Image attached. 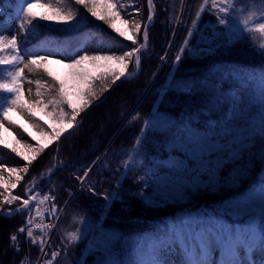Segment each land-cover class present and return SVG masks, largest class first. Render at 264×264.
Returning a JSON list of instances; mask_svg holds the SVG:
<instances>
[{
    "label": "snow or ice",
    "instance_id": "1",
    "mask_svg": "<svg viewBox=\"0 0 264 264\" xmlns=\"http://www.w3.org/2000/svg\"><path fill=\"white\" fill-rule=\"evenodd\" d=\"M21 7L15 15L16 27L19 36L13 32L10 38L0 34V71H7L8 78L0 81V92L6 93V105L0 106V129L16 126L15 121L9 119V113L17 112L27 127H18L31 138L19 139L15 136L17 148L11 151L21 157L25 163L18 168H3L0 166V211L3 206H11L19 202L16 212L31 211L32 202H37L35 218L41 219L36 228L44 227L45 214L40 211L39 205L53 201L50 208L51 218H57L61 211L55 203L56 197L43 195L37 201V194L30 188L26 189L25 196L13 194L25 174L29 173L34 161L45 153L50 146L58 145L63 134L78 125V118L82 113L100 101L101 96L110 91L118 81L129 75V69L135 67L137 71L142 61V52L147 50L149 26L154 16L153 0H147V23L135 19H126L122 12H126V5L120 0H72V3L81 6L91 17L102 21L113 32L130 42L120 54H84L72 58L61 56L53 59L49 54H22V42L37 25L35 21L61 22L69 27L73 22H79L81 13L71 8L64 10L53 3H42L41 0H19ZM60 0H57L59 3ZM237 0H203L199 5L196 18L192 20L193 28L201 14L207 10L216 17L221 31L212 30V35L203 33L197 42L207 47H190L189 38L193 35V28H189L187 36L172 61L173 66L187 57L198 58L200 55L211 52L215 47L230 46L246 37L253 38L259 34L264 40V0H249L248 5L237 11ZM37 7L47 9L46 13H38ZM139 13V9L134 10ZM244 15L242 21L238 15ZM259 13V16H256ZM5 12L0 6V17ZM254 20V27H249ZM118 22V23H117ZM142 38V39H141ZM171 46V45H170ZM256 53L264 58V42L259 43ZM168 53L160 56L162 62H167ZM58 64L67 69L63 78L49 70V64ZM214 73H218L221 81L231 80L232 86L227 93L220 87L213 85L208 79L202 80V86L209 90L210 99L207 105L196 111L182 114L180 117H171L166 113L153 109L143 118L142 126L132 145L130 160L124 161L122 168L118 167L119 175H126L130 169V161L139 158L144 168V174L137 178L142 187L135 195L148 206H161L167 203L184 202L190 196L199 192L217 191L221 189L237 188L249 178L255 165H261L258 179L247 191L238 194L235 198L224 201L212 211L188 213L178 220H173L165 229L161 238V249L154 251L147 259L131 261L120 259L122 252L117 251L119 236L115 232L106 231L87 219L81 218L82 228L69 232L62 249L51 252V258L45 250V239L37 237L33 231L34 218L29 216L25 226L17 229L19 233H26L31 245L38 246L39 251L45 254L44 264H54L55 259L65 254L69 247L76 245L86 237L88 251L97 254L95 264H171L162 256L173 251L181 255L180 264H257L254 255L260 257L259 264H264V68L250 73L232 72L224 75L220 66L213 65ZM39 69L49 79L33 80L30 76ZM35 83L33 95L31 87L24 85ZM171 91L178 95L191 96L196 88L193 81L169 82ZM163 95V93H162ZM226 107V110H225ZM41 113L47 121L41 120ZM215 114V118H213ZM135 120L141 119L136 114ZM28 129H33L44 140H36V136ZM165 137L163 141L166 158L148 159L142 151L150 137L156 134ZM0 143H3L0 139ZM5 149L9 148L3 143ZM24 149L21 151L20 149ZM92 171L91 167L77 176L81 185H84ZM5 172L7 177H5ZM151 189L149 193L147 190ZM83 190V188L81 189ZM87 191L94 195H101L105 200L104 211L111 208L114 201L123 202L120 192V181L116 187L98 191L95 185L89 184ZM11 216L9 208L5 212ZM230 217L232 222L224 219ZM10 246L20 252V240L16 234L9 237ZM218 254V257L214 256ZM19 264H25L21 259Z\"/></svg>",
    "mask_w": 264,
    "mask_h": 264
},
{
    "label": "trees",
    "instance_id": "2",
    "mask_svg": "<svg viewBox=\"0 0 264 264\" xmlns=\"http://www.w3.org/2000/svg\"><path fill=\"white\" fill-rule=\"evenodd\" d=\"M45 1L46 3L52 2V0ZM55 1L54 4L64 10L71 8L73 11L80 12L82 15L78 18L79 22H73L69 27L61 22L35 21L34 24L37 26L32 29L26 41L21 45L26 53L33 49L35 52L59 50L63 55L71 56L73 47H81L91 38H95L98 49H110L118 45L130 46L129 42L116 38L111 29L102 21L91 17L81 6L74 5L72 0H60L59 3L57 0ZM123 1L120 0L121 3ZM129 1L136 9L140 10L139 16L146 22L147 0ZM181 2L182 0H153L154 16L148 29L147 50L141 54L142 61L137 73L130 79L124 78L118 81L110 91L105 92L100 101L81 114V117L78 118V121L81 120L80 123L74 129L63 134L58 145L50 146V150L46 149L38 161H34L30 166L29 173L24 176V181H30L41 176L42 171L54 168L50 175V181L44 189L56 197L55 203L58 208H62L79 183L77 176L83 175V172L104 150L114 133L122 126L93 167L86 183L80 186L64 209L58 223L57 234L52 242L54 248L62 249L68 233L83 227L81 223L83 217L90 223L96 224L98 228L102 226L104 230L118 234L117 251L123 253L119 257L120 259L131 261L147 259L156 248L161 246V238L165 235V229L173 220H178L188 213L217 209L224 201L244 193L257 181L261 170L259 163L255 165L249 178H246L237 188L202 191L190 196L184 202L148 206L135 195L142 187V182H137V178L144 174V168L139 163V158L130 161L131 166L126 175H119L116 172L118 167H123L124 161L130 160L131 148L135 143L139 128L142 126L143 118L153 109H158L171 117H180L182 114L205 107L210 99L208 88L201 84V81L205 79H208L216 87H220L218 82H221L223 91L227 93L232 86V81H221L220 75L214 73L213 65L220 66L224 75L234 71L242 73L243 69L258 72L264 68V58L255 51L258 49L259 43L264 42L259 39V34H254L253 38L246 37L243 41H238L230 46L215 47L213 45V50L202 59L186 56L182 62L173 66L174 56L187 36L192 20L197 19L195 13L199 11V5L203 3V0H185L181 23L186 27L178 28L168 51L167 63H162L159 58L167 51ZM248 2L249 0H238L236 2L237 10L247 6ZM0 6L5 12V15L0 17V22H2L6 19H14L21 4L19 0H0ZM46 12L47 9L42 11V13ZM256 16L258 17L259 13H256ZM206 17L207 10L201 14L198 24L204 22ZM213 20V23L217 21L216 18ZM158 68L157 76L128 116ZM134 70L130 68L129 72ZM5 79H7L5 72L0 71V81ZM176 81L195 82L196 88L193 94L191 96L178 95L171 91L169 82L175 84ZM7 99L8 95L0 92V106L6 105ZM113 102H118L119 105L106 117L113 118L115 116V118L109 121L105 127L103 125L102 133L92 131L90 124L94 122L96 116L102 115L104 110L109 109ZM119 109L120 111H118ZM136 114L141 116L139 121L134 119ZM213 118H215V114H213ZM164 139L165 137L159 133L150 137L149 142L142 149L147 153L148 159L166 158L167 154L163 150ZM4 153L0 149V155L4 160H7ZM117 180L120 181V192L124 200L123 202L114 201L111 208L105 212L103 196L88 192L87 187L89 184L95 185L98 191L104 192L115 188ZM82 188L83 190H81ZM20 190H18V195H21ZM147 191L150 193L151 189ZM17 205L16 203L12 206L5 205L3 209ZM224 219L232 222L230 217L225 216ZM22 224V214L0 216V264H19L20 260L26 256L31 262L37 258V250L32 247L26 248L22 240H20L21 250L19 253L13 246H10V235L16 232ZM89 239L90 237H86L76 245L69 247L66 254L61 251L57 264H79L78 261L81 257H84V262L87 263L91 257H97L95 253L88 251L87 254L85 252Z\"/></svg>",
    "mask_w": 264,
    "mask_h": 264
},
{
    "label": "rangeland",
    "instance_id": "3",
    "mask_svg": "<svg viewBox=\"0 0 264 264\" xmlns=\"http://www.w3.org/2000/svg\"><path fill=\"white\" fill-rule=\"evenodd\" d=\"M238 1V0H237ZM42 3H46L45 0H41ZM51 3H55V0H53ZM122 3H124L126 5V12H122V15L124 16V18L126 19H135L140 21L141 23H144L145 21L142 20V18H140L139 13H136L134 10L136 9L133 5V3L129 0H124ZM35 11H37L38 13H42V11L44 10V8H40L37 7L36 9H34ZM238 11V10H237ZM244 15H247V13H244L243 15H238L237 16V20L238 21H242L244 18ZM216 18L214 15H211L208 11H207V17L206 20L204 21L205 23L209 24V23H213V19ZM148 21L146 20L145 23H147ZM204 22L198 24V20L197 23L195 25V27L193 28V25L189 28H193V35L189 38V46L190 47H195L194 46V38L197 34V31L199 30L201 24H203ZM257 21L254 20L252 23H250L249 27H254L255 23ZM259 22H264V21H259ZM118 23V22H117ZM183 28L184 25L182 26ZM13 32H15L18 36H19V30L16 27V22L15 19H8V20H4L2 22H0V34H6L7 38H10L11 35L13 34ZM112 34L122 40V41H126L127 43L129 41L123 39L122 37H120L117 33L113 32L111 30ZM188 32V31H187ZM30 34V33H29ZM28 34V35H29ZM142 39V38H141ZM24 42V41H23ZM22 42V44H23ZM130 43V42H129ZM22 48V47H21ZM127 48L126 45H118V46H114L110 49H98L96 48V43L94 39H91L90 41H87L86 43L83 44L82 47L78 48V47H73L71 49V56H65L63 55V53H61L59 50H48V51H38L35 52V49H33L32 51H29V53H26L23 49H22V54H28V55H35V54H49L53 59H59L61 56L66 57V58H72L75 57L76 55H80V54H84V52H87L89 55H93V54H120L121 51L125 50ZM144 52V51H143ZM142 52V53H143ZM3 55L7 56L10 55V53H3ZM167 63V62H166ZM2 67V66H0ZM48 68L50 71H52L54 74L58 75L59 77L63 78L65 76V74L67 73V69H65L63 66L52 63L48 65ZM131 69H135V67H131ZM130 70V69H129ZM7 76V71H4ZM252 72L250 69H243L242 73H250ZM130 75V72H129ZM128 75V76H129ZM31 79L36 80V79H40L41 81L49 79L46 74L43 72V69H39L36 72H34L31 76ZM25 89L31 87L33 90V95L35 93L36 90V85L35 83L28 85L25 84L24 85ZM119 103L118 102H113L112 106L109 109H106L102 112V115H98L96 116L94 122L92 124H90V128L92 131H96L98 133H102L103 131V125L105 127V125H107V123L109 121H111L113 118H115V116L109 117L107 118L106 115L110 112H112V110L116 107H118ZM121 109V108H120ZM120 109L118 111H120ZM38 115L41 116V120L47 121V117L42 115L41 113H38ZM117 115V114H116ZM9 119L15 121L16 126L12 127V128H8V129H0V139H2L3 143H7L9 145L8 149H5L3 147V143H0V149H2L5 153L4 155L6 156L7 160H4L3 157L0 155V166H2L3 168H18V167H22L23 164L25 163V161L21 158V157H17L15 155V153H13L11 151V148L13 146L19 148L20 146L17 145L16 143V139L14 138V134L17 138L19 139H23V140H27L31 143H35V141H31V138L27 136L26 133H24L18 126L19 125H24L25 127H27V125L25 124L24 120L21 118V116L17 113V112H11L9 113ZM81 121V120H80ZM79 122V121H78ZM28 131L32 132L33 136H36V140L40 141L41 143H44V140L37 134V132L33 129H28ZM21 151H24V149H20ZM49 169H46L44 171H42V174H45ZM26 175V174H25ZM5 177H7V173L5 172ZM44 180V179H43ZM29 182L30 181H24V177L21 180L20 184L17 186L16 189H13V194L18 195L21 187V195H25L26 189H28L29 187ZM45 184V181H41L38 185H36V189H40L43 188ZM0 191H3L2 188H0ZM33 193L37 194V201H39V199L44 195L42 193L38 194V191H32ZM14 203V202H13ZM16 204H19L18 201L15 202ZM46 202L43 203V205L45 206ZM31 207V211L35 210L37 208V202L34 201L32 202V204L30 205ZM40 208V207H39ZM161 249V246L156 248L155 251H158ZM85 252L88 254V248L85 249ZM214 256L218 257V254H214ZM258 254L254 255L253 258L256 259L257 264H259V260H258ZM97 257H91V259L85 263L84 257H81L78 261L79 264H94V262L96 261ZM162 260L167 259L168 261L171 262V264H180V261L182 259L181 255H178L176 251H173L171 254L167 255V256H162L161 257ZM32 264V262H30Z\"/></svg>",
    "mask_w": 264,
    "mask_h": 264
},
{
    "label": "water",
    "instance_id": "4",
    "mask_svg": "<svg viewBox=\"0 0 264 264\" xmlns=\"http://www.w3.org/2000/svg\"><path fill=\"white\" fill-rule=\"evenodd\" d=\"M183 1H184V0H183ZM183 6H184V2L182 3V6H181V10H180V13H179V18H178V21H177V23H176L175 30H174V32H173L171 42H172L173 39H174V36H175V34H176V31H177V28L180 26V18H181V15H182ZM198 41H199V38L196 37L195 40H194V44H195L196 47L200 45V44L198 45V43H197ZM171 42H170V43H171ZM207 53H208V52H206V53L200 55L197 59H202ZM139 100H140V99H139ZM139 100H138V102H139ZM138 102L135 104V106L138 104ZM135 106H134V107H135ZM133 109H134V108H133ZM133 109L130 111V113L128 114V116L131 114V112L133 111ZM128 116H127V117H128ZM126 119H127V118H126ZM126 119H125V120H126ZM78 123H80V121H79ZM121 127H122V126H121ZM121 127H120V128L114 133V135L112 136V138L110 139V141H109L108 144L106 145L105 149H106V148L111 144V142L114 140V138L116 137V135H117L118 132L120 131ZM105 149L102 151V153L99 155V157L94 161V163L90 166L91 169L95 166V164L98 162V160L100 159V157L104 154ZM80 185H81V184L79 183V185L76 187V190L79 189V186H80ZM76 190H75V191H76ZM75 191L71 194V196H70V197L68 198V200L66 201V203H65V205H64V207H63V210H64V208L67 206V204L69 203V201H70L71 197L73 196V194L75 193ZM0 215H3V213H1Z\"/></svg>",
    "mask_w": 264,
    "mask_h": 264
},
{
    "label": "built area",
    "instance_id": "5",
    "mask_svg": "<svg viewBox=\"0 0 264 264\" xmlns=\"http://www.w3.org/2000/svg\"><path fill=\"white\" fill-rule=\"evenodd\" d=\"M41 223V219L38 220V221H34L32 227H33V231L35 232V234L37 232L40 233V237H43V238H49L50 235H52L55 231V228H56V222H53L52 219H44L43 218V224H44V227L43 229L41 230L40 228H36L35 225L36 224H40ZM27 239V237H26Z\"/></svg>",
    "mask_w": 264,
    "mask_h": 264
},
{
    "label": "bare ground",
    "instance_id": "6",
    "mask_svg": "<svg viewBox=\"0 0 264 264\" xmlns=\"http://www.w3.org/2000/svg\"><path fill=\"white\" fill-rule=\"evenodd\" d=\"M213 28H215L216 31H221L222 30V26H219L218 24H216V25L205 27L204 31L201 32V33H203V34H205L207 36H211ZM201 33L199 34V36L201 35ZM30 188L31 189H36V184L31 185ZM258 260L260 261V257L259 256H258Z\"/></svg>",
    "mask_w": 264,
    "mask_h": 264
}]
</instances>
